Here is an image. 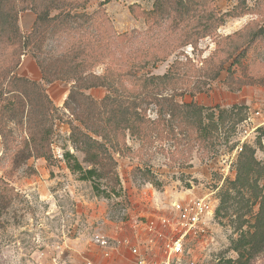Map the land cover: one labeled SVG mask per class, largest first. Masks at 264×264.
I'll return each mask as SVG.
<instances>
[{
    "label": "rangeland",
    "instance_id": "1",
    "mask_svg": "<svg viewBox=\"0 0 264 264\" xmlns=\"http://www.w3.org/2000/svg\"><path fill=\"white\" fill-rule=\"evenodd\" d=\"M57 1L63 2L64 12L71 16L67 29L82 26L89 33L88 39H97L90 48L101 57L92 63L88 74L102 76L107 68L116 65H139L136 78L143 79L163 76L174 65V82L156 95L160 105L152 104L146 109L152 121L161 111L167 128L162 135L156 129L149 144L127 134L123 152H111L118 185L107 180L99 182L103 190L114 187L117 195L110 199L96 197L91 183L80 181L63 160L64 152H69L84 169L91 168L85 155L76 151L69 140L72 127L91 135L73 115L70 108L75 106H65L71 91H77L78 83L46 84L34 59L45 65L63 53L57 47L59 43L52 42L49 27L42 50L27 49L20 58L17 74L38 83L56 109L50 158L45 160L32 154L33 145L26 134V113L5 116L0 122V182L10 190L8 195L0 193L5 202L0 216V264H131V248L136 246L142 258L157 263L165 253L161 242L148 235L146 224L168 218L174 203L190 204L200 198L212 204L213 219L206 235L187 242L191 253L179 264L235 262L237 254L231 249V242L237 240L239 233L234 220L243 208L235 204L222 218H216L215 212L221 193L234 180L237 157L244 146L255 149L256 160L264 164V42L235 61L241 52H235L236 45L246 41L255 30H264V0H247L248 9L243 16L227 19L195 46H179L178 32H170L165 10L146 21L143 14L153 10L155 0ZM236 3L217 0L213 5L224 14ZM99 9L109 23L104 31L109 28L115 38L126 34L127 39L120 42L112 37L108 43L103 34L95 32L102 22L100 14L94 20L88 18ZM55 14L54 11L51 16ZM19 21L20 30L26 35L35 15L30 11L21 13ZM167 43L176 49L165 50ZM98 47H104L105 52L100 53ZM107 54L109 57L103 58ZM218 64L222 69L213 78L212 70ZM119 81L115 80V85ZM121 85L132 96L141 91L140 82L134 80L124 79ZM82 93L96 102L107 94L104 88ZM191 103L214 112L213 124L206 119L209 111L202 116L203 124H209L205 134L194 125L178 124L176 117L168 113L171 105ZM233 106L243 109L234 116H223L219 124L217 109ZM241 117L244 121L237 123ZM259 184L264 187V178ZM250 210L243 232L252 231L250 226L254 224L258 204ZM96 238L107 241L109 247L103 249ZM249 264H264V253Z\"/></svg>",
    "mask_w": 264,
    "mask_h": 264
},
{
    "label": "trees",
    "instance_id": "2",
    "mask_svg": "<svg viewBox=\"0 0 264 264\" xmlns=\"http://www.w3.org/2000/svg\"><path fill=\"white\" fill-rule=\"evenodd\" d=\"M216 1L155 0L153 10L143 15L147 21L152 16L163 14L165 10L170 32L174 35L178 32L179 46H195L200 39L223 26L227 19L239 18L248 9L247 0H236L237 3L231 11L221 14L213 5ZM65 9L63 2L57 0H0V122L5 116L13 117L26 113V134L29 144L33 145L32 154L45 160L50 158L49 145L56 109L38 83L20 77L17 71L20 58L27 49L33 52L42 50L46 42V31L51 27L49 33L52 35V42L59 43L57 47H61L63 53L45 65L34 57L42 81L46 84L56 81L78 83L77 91H71L65 106L68 109L71 105L75 106L70 108L73 115L77 117L83 129L91 133L89 135L78 127H72L69 138L75 150L85 155L91 168L84 169L77 158L69 152H64L63 160L69 171L78 175L80 181L91 183L96 197L110 199L117 195V191L114 187L103 190L99 182L107 180L118 185L112 153L123 152L126 148L127 134L144 144L150 143L152 133L156 129H159V135L164 134L167 121L162 117L161 111L158 118L152 121L147 117L146 109L152 104L157 107L160 105L156 95L162 88L174 82L176 73L172 65L163 76L136 78L139 65L125 64L119 68H116L118 65L112 69L107 68L102 76L88 74L92 63L97 57H101L90 48L97 39L95 36H90L88 39L89 33L82 30V26L67 29L66 25L71 20V16L69 12H64ZM27 11L35 15V21L30 32L24 35L19 27V15ZM54 11L56 14L51 16ZM99 14L102 22L94 30L98 35L103 34L104 39L110 43L114 36L109 28L104 31L109 23L103 12L99 9L88 19L94 20ZM78 17L85 18L82 15ZM240 38L244 39V35ZM114 39L123 42L127 39V35L123 34ZM261 41L264 42V30L260 28L248 35L246 41L243 40L236 45L235 52H241L235 61L238 62L247 51H251L253 46ZM164 49H171L172 52L176 46L168 45ZM98 51L104 53V47H98ZM166 56L168 54L165 58ZM104 57L107 58L109 55ZM221 69V64L216 65L212 70L215 71L212 77L216 78ZM117 79L120 81L115 85L114 81ZM124 79L140 82V93L132 96L130 91L121 85ZM95 88H104L107 92L100 102L82 93ZM242 109L236 106L228 110L218 108V123L222 124L223 116H234ZM169 111L172 117H176L178 124L194 125L193 127L201 134L209 130V124L204 125L202 122L204 112L209 111L206 119L209 123H214L215 115L212 110L198 107L193 103L171 105ZM243 121L244 117H241L238 118L237 123ZM257 142L260 145V142ZM255 154L256 150L247 145L242 148L237 157L234 180L228 182V188L221 193L216 208V218L227 215L235 204L243 208V211L236 213L234 220L235 231L239 236L237 240L231 242V249L237 254V260L227 261L226 264H249L252 259L264 253V187L259 184L264 178V164L256 160ZM152 184L156 187L160 186L158 182ZM9 191L5 184L0 182V193L4 192L8 195ZM4 204V200L0 198V216L5 209ZM244 204L247 209L245 213ZM256 204H258V212L254 217V224L250 226L252 231L243 232V227L248 224L246 214L250 213V207Z\"/></svg>",
    "mask_w": 264,
    "mask_h": 264
},
{
    "label": "built area",
    "instance_id": "3",
    "mask_svg": "<svg viewBox=\"0 0 264 264\" xmlns=\"http://www.w3.org/2000/svg\"><path fill=\"white\" fill-rule=\"evenodd\" d=\"M211 205L208 200L202 198L193 200L190 204H172L168 218H158L145 226L148 235L161 242L164 259L157 263L147 261L141 257L136 246L131 248L134 256L131 264H179L185 255L189 256L191 253L187 242L206 235L214 214ZM96 242L103 249L109 247L108 242L103 239L96 238Z\"/></svg>",
    "mask_w": 264,
    "mask_h": 264
},
{
    "label": "crops",
    "instance_id": "4",
    "mask_svg": "<svg viewBox=\"0 0 264 264\" xmlns=\"http://www.w3.org/2000/svg\"><path fill=\"white\" fill-rule=\"evenodd\" d=\"M20 20H21V18H20ZM19 22H20V21H19ZM32 25H33V23H30V27H29V29H28V30H30V29H31Z\"/></svg>",
    "mask_w": 264,
    "mask_h": 264
}]
</instances>
